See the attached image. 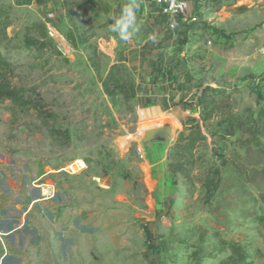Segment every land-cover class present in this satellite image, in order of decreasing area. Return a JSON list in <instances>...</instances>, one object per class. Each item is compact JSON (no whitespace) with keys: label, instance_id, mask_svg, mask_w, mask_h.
<instances>
[{"label":"rangeland","instance_id":"1","mask_svg":"<svg viewBox=\"0 0 264 264\" xmlns=\"http://www.w3.org/2000/svg\"><path fill=\"white\" fill-rule=\"evenodd\" d=\"M50 2L0 0V57L30 101L0 99V264H223L225 241L264 264V144L241 148L223 138L217 119L203 126L196 104L183 105L178 122L142 119L133 73L103 50L108 35L87 2L59 0V20ZM193 18L176 41L190 73L255 117L264 104L255 95L264 98V6L214 26ZM243 35L252 37L246 60ZM114 64L133 96L104 92ZM188 119L207 142L188 177L173 183L167 155ZM153 129L166 131L161 145L142 142ZM76 159L86 168L73 174Z\"/></svg>","mask_w":264,"mask_h":264},{"label":"crops","instance_id":"2","mask_svg":"<svg viewBox=\"0 0 264 264\" xmlns=\"http://www.w3.org/2000/svg\"><path fill=\"white\" fill-rule=\"evenodd\" d=\"M85 1L98 18L99 27L107 32L109 44H104L103 50L107 55L119 59L133 73L141 118L146 121L170 118L177 122L183 119V114H187V110L183 109L184 103L195 100L198 87L201 85L190 73L184 51L178 48L176 42L185 33L189 17L199 14L201 18L207 17L211 26H214L218 22L225 23L232 18L237 9L264 6V0H231L227 7L223 6L224 0H185L187 7L184 18H165L158 13L156 5L149 3L148 0H137L139 30L132 40L124 42L110 30L109 25L110 16L119 15L121 7L127 0ZM47 6L53 10V17L59 20L61 15L59 0H51ZM244 38L243 35L239 43L240 49H244L239 53V57L246 60L248 41L252 37L245 40ZM117 42L120 44L117 49L108 47V45L117 47ZM229 46L233 47L232 42ZM106 47L108 49H104Z\"/></svg>","mask_w":264,"mask_h":264},{"label":"trees","instance_id":"3","mask_svg":"<svg viewBox=\"0 0 264 264\" xmlns=\"http://www.w3.org/2000/svg\"><path fill=\"white\" fill-rule=\"evenodd\" d=\"M32 44L33 41L27 40V45ZM9 69L10 65L0 57V99L10 100L21 106L29 105L30 101L24 99V90L11 85L7 79L6 74ZM124 71L121 64L110 67L103 83L104 92L108 96L114 97L118 94L133 96L134 85L125 80ZM231 95L232 93L229 94L219 87L199 85L195 103L185 102L184 105L196 104L200 110V121L203 126L206 122L217 119V126L223 128V138L235 137V144L239 147L260 150L264 144V104L259 107L254 117L248 108L241 112L235 111V103ZM255 95L258 101L264 102V98L259 93L255 92ZM193 122V119H188L182 124L174 143L169 148L167 169L173 183L176 182V176L188 177L195 165L197 152L207 142L201 128ZM225 165V162H221V166ZM214 174L218 176V171ZM211 184L213 190H216L219 179ZM222 247L229 252L223 264H251L246 249L239 243L225 241Z\"/></svg>","mask_w":264,"mask_h":264},{"label":"built area","instance_id":"4","mask_svg":"<svg viewBox=\"0 0 264 264\" xmlns=\"http://www.w3.org/2000/svg\"><path fill=\"white\" fill-rule=\"evenodd\" d=\"M149 3L154 4L158 7V13L165 18H184L186 11V1L185 0H148ZM190 22H194L195 19H189ZM47 34L49 38L56 39L57 32L56 30L47 25ZM140 157H143L142 151L139 149ZM68 170L73 174L80 172L86 168L84 161L76 159L68 167Z\"/></svg>","mask_w":264,"mask_h":264},{"label":"clouds","instance_id":"5","mask_svg":"<svg viewBox=\"0 0 264 264\" xmlns=\"http://www.w3.org/2000/svg\"><path fill=\"white\" fill-rule=\"evenodd\" d=\"M137 0H127L121 7L119 15L112 14L110 16V30L116 33L121 41L128 42L133 39L139 30L137 22Z\"/></svg>","mask_w":264,"mask_h":264},{"label":"water","instance_id":"6","mask_svg":"<svg viewBox=\"0 0 264 264\" xmlns=\"http://www.w3.org/2000/svg\"><path fill=\"white\" fill-rule=\"evenodd\" d=\"M165 127V126H164ZM167 137L166 131L165 133L162 132V129H153L150 131H146L144 133V137L142 139V142L144 144H147L148 142H157L162 143Z\"/></svg>","mask_w":264,"mask_h":264}]
</instances>
